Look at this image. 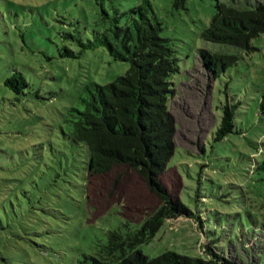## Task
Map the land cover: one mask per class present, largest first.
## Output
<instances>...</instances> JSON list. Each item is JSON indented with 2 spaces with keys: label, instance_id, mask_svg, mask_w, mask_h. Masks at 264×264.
I'll return each instance as SVG.
<instances>
[{
  "label": "rangeland",
  "instance_id": "obj_1",
  "mask_svg": "<svg viewBox=\"0 0 264 264\" xmlns=\"http://www.w3.org/2000/svg\"><path fill=\"white\" fill-rule=\"evenodd\" d=\"M142 1L0 0V264H91L109 231L127 221L137 227L161 206L126 164L87 182V152L67 136L87 82L106 84L131 66L81 43L110 25L104 10L123 24L122 13ZM152 2L180 65L170 101L177 149L161 179L196 218L167 220L139 248L150 257L201 256L204 242L214 241L228 257L264 264V34L251 50L212 43L202 33L215 0H188L187 8ZM66 48L77 57L63 56ZM201 49L239 60L215 76ZM15 72L29 83L20 93L5 84ZM227 103H239L238 132L215 141Z\"/></svg>",
  "mask_w": 264,
  "mask_h": 264
},
{
  "label": "trees",
  "instance_id": "obj_2",
  "mask_svg": "<svg viewBox=\"0 0 264 264\" xmlns=\"http://www.w3.org/2000/svg\"><path fill=\"white\" fill-rule=\"evenodd\" d=\"M176 8H187L188 0H171ZM110 25L96 30V39L82 42L85 48L104 46L114 60L130 62L127 72L106 84L89 81L80 95L68 139L84 146L87 152V182L90 175L109 172L117 164L134 167L162 199L161 206L139 226L127 221L123 228L111 230L100 239L91 264H251L219 251L215 242H204L203 255L191 256L168 250L156 257L146 255L139 246L154 240L167 220L196 218L195 212L181 199L174 198L161 176L174 156L176 121L170 101L175 94L173 77L180 71L179 58L170 40L162 36V23L155 14L152 0H143L130 11L125 23L121 15L111 17ZM264 34V0L241 4L237 0H215V15L202 35L205 40L251 50L253 40ZM63 56L77 57L66 48ZM205 65L216 76L220 65L239 60L236 54L200 50ZM16 92L29 85L21 72L6 79ZM227 103L215 131L221 141L236 129V108ZM264 113V97L261 101ZM206 146L202 147L204 152ZM260 151L264 152V141ZM201 219V218H200ZM200 223V222H199ZM203 225L202 220L200 225Z\"/></svg>",
  "mask_w": 264,
  "mask_h": 264
}]
</instances>
